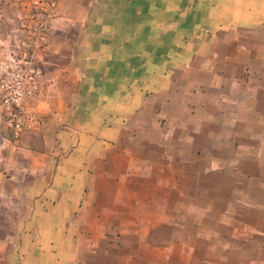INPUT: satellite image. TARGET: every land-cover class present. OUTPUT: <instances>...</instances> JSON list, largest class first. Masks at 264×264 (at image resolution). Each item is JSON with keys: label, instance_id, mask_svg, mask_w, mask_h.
Listing matches in <instances>:
<instances>
[{"label": "crops", "instance_id": "0c3cea01", "mask_svg": "<svg viewBox=\"0 0 264 264\" xmlns=\"http://www.w3.org/2000/svg\"><path fill=\"white\" fill-rule=\"evenodd\" d=\"M55 2L0 264H264V0Z\"/></svg>", "mask_w": 264, "mask_h": 264}, {"label": "built area", "instance_id": "2783aa9c", "mask_svg": "<svg viewBox=\"0 0 264 264\" xmlns=\"http://www.w3.org/2000/svg\"><path fill=\"white\" fill-rule=\"evenodd\" d=\"M56 14L55 0H29L11 40L0 47V113L15 138L35 124L27 106L41 89L44 67L40 55L49 42Z\"/></svg>", "mask_w": 264, "mask_h": 264}, {"label": "rangeland", "instance_id": "374dc122", "mask_svg": "<svg viewBox=\"0 0 264 264\" xmlns=\"http://www.w3.org/2000/svg\"><path fill=\"white\" fill-rule=\"evenodd\" d=\"M4 121L6 122L7 127L10 128L9 125H8V123H7V119H6V117L4 118ZM12 135H13V134H12ZM12 135H11V134L9 135L10 138L12 137ZM10 138L7 136V139H10ZM3 150H7V147H3V148L1 149V145H0V155H4V154H3ZM5 156H7V154H6ZM5 156H4V157H5ZM3 160H4V158H2V156H1V157H0V168H1V166H2ZM0 192H1V189H0Z\"/></svg>", "mask_w": 264, "mask_h": 264}]
</instances>
